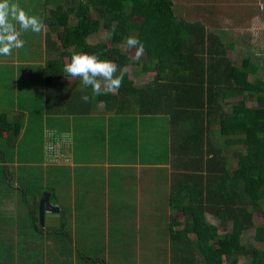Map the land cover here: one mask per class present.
Listing matches in <instances>:
<instances>
[{"label": "crops", "instance_id": "0c3cea01", "mask_svg": "<svg viewBox=\"0 0 264 264\" xmlns=\"http://www.w3.org/2000/svg\"><path fill=\"white\" fill-rule=\"evenodd\" d=\"M56 2L37 16L43 30L28 31L40 39L31 41L28 36L14 55L0 59L1 71L4 64L8 66L7 76H0V115L19 126L18 133L10 127L0 135V146L6 149H0V264H64L63 255L59 261L49 260V251L62 252V246L61 235L48 231L62 227L73 250V261L66 264H75L77 258L85 264L82 258L87 256L103 264H199L200 249L193 243L197 236L189 229V215L198 210L206 223L215 227L221 223L217 194H222L218 191L222 159L217 155L210 171L204 167L211 156L193 163L200 154L186 142L183 119L172 123L168 114L140 115L136 102L129 108L107 107L105 101L96 102L91 87H84L78 77L61 75L47 83L48 62L69 60L56 29L46 22ZM204 27L206 35H214ZM96 34L88 36L87 42L101 41ZM209 42L216 51L212 56H221L226 49L227 58L237 63L229 43L216 36L201 47L205 49ZM138 59V65L128 67V74L141 86L154 73L142 66L144 56ZM47 128L71 134L68 166L55 167L44 157ZM216 132L217 124H212L205 141L210 137L221 149L222 138ZM31 177L38 185L33 190L28 188ZM42 192L50 194L58 212L45 214L44 226L38 224L44 229L40 232L34 230L32 216H38ZM218 233L223 234V229Z\"/></svg>", "mask_w": 264, "mask_h": 264}, {"label": "trees", "instance_id": "16d2710c", "mask_svg": "<svg viewBox=\"0 0 264 264\" xmlns=\"http://www.w3.org/2000/svg\"><path fill=\"white\" fill-rule=\"evenodd\" d=\"M57 2L46 22L56 29L69 60L73 51H84L126 69L120 88L115 93L96 96V102L105 101L107 107L119 108L123 105L129 108L136 102L140 115L168 114L172 123L183 119L187 127L186 142L200 154V160H193V163L200 164L204 155L211 156L204 167L210 171L215 167V157L218 155L222 159L223 181L218 183V191L222 194H217L218 205L222 206L217 211L221 223L217 227L206 223L202 211L192 210L189 215L190 228L187 230L191 229L197 236L193 243L200 249L198 263L264 264V248L243 237L252 229V240L264 245V79L249 78L256 68L246 57L240 65L231 63L226 49L221 56H212L216 51L212 50L210 42L202 48L206 41L215 40L216 36L206 35L201 21L178 16L172 0ZM73 15L76 23L70 25ZM102 29L110 45L105 40L87 42L88 36ZM128 36H136L143 43L145 62L142 66L154 73L152 80L141 86L129 78L128 67L138 65L139 59L130 56L133 50L126 51ZM70 47L73 49L68 52ZM48 63L47 83L67 75L60 59ZM59 64L62 68L56 72ZM247 101L255 104L247 105ZM212 124H217L216 135L222 138L221 149L213 145L214 139L209 137L205 141L204 135L211 130ZM10 127L18 133L19 126L7 123L5 116L0 115V135ZM203 145H207V149ZM231 159L236 162L234 168H231ZM64 166L68 165L55 167ZM212 193L214 190H209V194ZM257 213L260 221L255 223ZM32 219L34 230L43 232L36 213ZM219 228L223 229V234L218 233ZM48 233L61 235L58 244L62 252L71 257L72 241L65 228ZM91 257L82 260L85 264H103Z\"/></svg>", "mask_w": 264, "mask_h": 264}, {"label": "rangeland", "instance_id": "374dc122", "mask_svg": "<svg viewBox=\"0 0 264 264\" xmlns=\"http://www.w3.org/2000/svg\"><path fill=\"white\" fill-rule=\"evenodd\" d=\"M59 1V0H56ZM174 2V9L178 16L184 19L199 20L208 26V30L211 31L214 36L223 41V44H228L233 52V57L240 63L243 58L246 57L249 63L256 68V71L249 77L251 79L258 78L264 79V0H172ZM18 3L29 15L38 16L42 11L48 10L52 6L53 0H13ZM58 3V2H57ZM76 18L73 15L71 24L75 23ZM102 29L97 32L96 40H105L108 44L106 32ZM39 40L37 36L32 37V34L26 32L22 33V39L24 41ZM99 37V38H98ZM26 43V42H25ZM14 50V49H13ZM37 51V50H36ZM135 55V50L133 52ZM12 55H14L12 51ZM10 56H0V59L7 60ZM1 68V66H0ZM8 66L4 64L2 71L0 70V76H7ZM255 102L248 101L247 105H254ZM0 149L6 150L5 147L0 146ZM230 156V154H229ZM236 167V162L231 159V168ZM37 171L38 168H35ZM32 181L29 185V189L33 190L38 185L33 182L36 178L31 177ZM29 191V190H28ZM256 222L260 221V215L256 214ZM253 230L246 233L243 237L245 241L252 240ZM35 237V236H34ZM32 238V237H31ZM37 243V241H36ZM251 243L259 248H264L263 244ZM49 251L50 258L55 261H59L61 255H63V262L69 260L72 263L69 254L64 252L52 253ZM43 262V258L39 257ZM61 260V262H62ZM80 258L74 260L73 263L80 262ZM62 262V263H63Z\"/></svg>", "mask_w": 264, "mask_h": 264}, {"label": "clouds", "instance_id": "9594fccd", "mask_svg": "<svg viewBox=\"0 0 264 264\" xmlns=\"http://www.w3.org/2000/svg\"><path fill=\"white\" fill-rule=\"evenodd\" d=\"M43 28L41 19L29 15L18 3L0 0V56H10L13 49L24 46L22 33H40ZM126 45V51L135 50L136 59L143 54L144 45L136 36H128ZM63 71L68 76L80 78L84 87H91L93 94L99 96L115 93L122 84L126 69L118 68L113 61L100 59L96 54L73 51ZM81 98L84 102L89 100L87 95Z\"/></svg>", "mask_w": 264, "mask_h": 264}, {"label": "built area", "instance_id": "2783aa9c", "mask_svg": "<svg viewBox=\"0 0 264 264\" xmlns=\"http://www.w3.org/2000/svg\"><path fill=\"white\" fill-rule=\"evenodd\" d=\"M71 134L67 131L48 129L45 131L44 153L48 164L69 165Z\"/></svg>", "mask_w": 264, "mask_h": 264}, {"label": "water", "instance_id": "95a60500", "mask_svg": "<svg viewBox=\"0 0 264 264\" xmlns=\"http://www.w3.org/2000/svg\"><path fill=\"white\" fill-rule=\"evenodd\" d=\"M58 212V208L50 203V194L42 192L38 204V224L44 226L45 214Z\"/></svg>", "mask_w": 264, "mask_h": 264}]
</instances>
